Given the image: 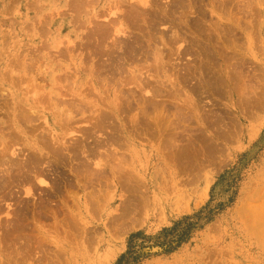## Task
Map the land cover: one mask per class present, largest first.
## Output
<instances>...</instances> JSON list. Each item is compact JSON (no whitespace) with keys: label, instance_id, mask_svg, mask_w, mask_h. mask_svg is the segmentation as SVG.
Wrapping results in <instances>:
<instances>
[{"label":"rangeland","instance_id":"374dc122","mask_svg":"<svg viewBox=\"0 0 264 264\" xmlns=\"http://www.w3.org/2000/svg\"><path fill=\"white\" fill-rule=\"evenodd\" d=\"M76 1L0 0V264H117L136 233L138 264H264V0Z\"/></svg>","mask_w":264,"mask_h":264},{"label":"bare ground","instance_id":"6f19581e","mask_svg":"<svg viewBox=\"0 0 264 264\" xmlns=\"http://www.w3.org/2000/svg\"><path fill=\"white\" fill-rule=\"evenodd\" d=\"M141 1H144V0H141ZM148 1H149V0H148ZM148 1L145 0L144 3H143V6H146V5L148 4ZM76 2L80 3L79 0H77ZM82 2H84V0H82ZM134 2H137V1L134 0ZM73 3H75V2H73ZM149 3H150V2H149ZM83 4L86 6L85 3H83ZM83 4H81V5H83ZM81 5H80V6H81ZM84 5H83V6H84ZM148 5H149V4H148ZM70 6H71V5H70ZM75 6H77V5L75 4ZM85 6H84V7H85ZM133 7H134V6H133ZM136 7H137V6H136ZM72 8H73V7H72ZM74 8H75V7H74ZM143 8H144V7H143ZM39 9H40V8H39ZM146 10H147V9H146ZM149 10H150V9H149ZM158 10H159V9H158ZM145 12H147V11H145ZM152 12H153V11H152ZM156 12H157V11H156ZM148 14H150V13H148ZM152 14H154V12H153ZM150 15H151V14H150ZM154 15H155V14H154ZM160 18H161V17H160ZM161 19H162V18H161ZM160 22H161V21H160ZM108 27H109V26H108ZM108 27H107V28H108ZM107 28H105V29H107ZM100 30H101V29H100ZM103 31H104V30H103ZM103 31H102V32H103ZM97 32H98V31H97ZM100 32H101V31H100ZM98 33H99V32H98ZM99 34H100V33H99ZM99 36H100V35H99ZM101 37H102V36H101ZM104 37H105V36H104ZM98 38H99V37H98ZM99 40H102V39L100 38ZM103 41H104V39H103ZM99 42L101 43L102 41H99ZM125 48H126V47H125ZM130 48H131V47H130ZM128 49H129V48H128ZM131 49H132V48H131ZM129 50H130V49H129ZM132 50H133V49H132ZM132 50H130V52H131ZM15 75H16V74H15ZM207 76H208V75H207ZM13 77H14V76H13ZM211 78H213V77L211 76ZM215 78H217V77H215ZM218 79H219V78H218ZM133 80L135 81V79H133ZM209 80H211V79H209ZM209 80H207V81H209ZM221 80H222V79H221ZM15 81H16V79H15ZM18 81H19V80H18ZM211 81H212V80H211ZM213 81H215V80H213ZM223 81H224V80H223ZM223 81H222V82H223ZM226 81H227V80H226ZM209 82H210V81H209ZM218 82H221V81H218ZM17 83H18V82H17ZM214 83H215V82H214ZM216 83H217V80H216ZM226 83H227V82L224 81L223 85L226 84ZM15 84H16V83H15ZM157 84H158V83H157ZM158 85H159V84H158ZM211 85H213V83H212ZM221 85H222V84H221ZM159 86H161V85H159ZM213 86H215V85H213ZM225 86H226V85H225ZM1 92H2V91H1ZM131 92H132V91H131ZM134 93H135V92H134ZM134 93L132 92V95H134V97H135V94H136V93H135V94H134ZM132 95L129 94L128 96H131V97H132ZM136 95H137V94H136ZM128 96H127V97H128ZM4 97H5V96H4ZM136 97H137V96H136ZM1 98H2V97H1ZM7 98H8V97H7ZM0 100H1V99H0ZM6 100H7V99H6ZM24 100H25V99H24ZM125 100H126V99H125ZM125 100H124V102H125V104H127V105H130V104H128V103H129V102H130V103L132 102V101H130V100L128 99L129 102L126 103ZM145 100H146V99H145ZM7 101H8V100H7ZM147 101H148V100H147ZM6 103H7V102H6ZM27 103H28V101H27ZM122 103H123V101L121 102V104H122ZM256 103H258V102H256ZM7 104H8V103H7ZM11 104H12V103H11ZM11 104H10V105H11ZM113 104H114V103H113ZM118 104H119V103H118ZM146 104H147V103H146ZM2 105H3V104H2ZM127 105H126V106H127ZM151 105H152V102H151ZM0 106H1V105H0ZM147 106H149V105H147ZM147 106H146V107H147ZM118 107H121V105L119 104ZM18 108H19V107H18ZM57 108H58V107H57ZM122 108H124V107H122ZM184 108H185V107H184ZM182 109H183V108H182ZM14 110H15V109H14ZM20 110H21V109H20ZM23 110H25V108H23ZM58 110H59V109H58ZM60 110H61V109H60ZM183 110H184V109H183ZM183 110H182V111H183ZM17 111H19V110L16 109L15 112H17ZM21 111H22V110H21ZM177 111H178V110H177ZM179 111H180V110H179ZM7 112H8V111H7ZM22 112H23V111H22ZM114 112H115V111H114ZM148 112H149V111H148ZM13 113H14V112H13ZM17 113H18V112H17ZM31 113H33V111H31ZM61 113H62V112H61ZM63 113H64V112H63ZM67 113H68V112H67ZM184 113H185V111H184ZM15 114H16V113H15ZM19 114H20V113H18V116H17V115H15V116L19 117ZM23 114H24V113H23ZM26 114H27V112L25 111V114L23 115V116H24V120H25V117L28 116V115H26ZM33 114H35V113H33ZM57 114H58V113H56V115H57ZM115 114H116V113H115ZM178 114H179V113H178ZM20 115H21V114H20ZM25 115H26V116H25ZM61 115H62V114H61ZM184 115H185V114H184ZM193 115H194V114H193ZM11 116H12V115H11ZM21 116H22V115H21ZM32 116H33V115H32ZM63 116H64V115H63ZM186 116H187V115H186ZM66 117H68V116H66ZM100 117H101V118H102V117H105V118H106V116H100ZM177 117H178V116H177ZM188 117H189V116H188ZM21 118H22V117H21ZM26 118L28 119L29 117H26ZM32 118H33V117H32ZM147 118H148V117H147ZM66 119H67V118H66ZM133 119H134V118H133ZM31 120H33V119H31ZM31 120H30V121H31ZM135 120H136V119H135ZM135 120H134V121H135ZM179 120H180V119H179ZM33 121H35V120H33ZM63 121H65V119H64ZM97 121H98V120H97ZM134 121H133V123H132V124H133V125H132L133 127H134ZM25 122H26V120H25ZM59 122H60V121H59ZM59 122H58V123H59ZM142 122H144V121H142ZM19 123H21V122H19ZM26 123H27V122H26ZM63 123H64V122H63ZM97 123H98V122H97ZM135 124H136V121H135ZM145 124L149 125L150 123H145ZM19 125H20V124H19ZM22 125H23V124H22ZM99 125H100V122H99ZM137 125H138V124H136L135 126L137 127ZM147 125H145V127H146ZM176 125H177V124H176ZM24 126H25V123H24ZM139 126H143V125H141V123H140ZM139 126H138L137 128H139ZM133 127H132V128H133ZM170 127H171V124H170ZM172 127H173V126H172ZM172 127H171V128H172ZM176 127H177V126H176ZM116 128H118V127H116ZM132 128H131V131H132ZM137 128H135L134 131H136ZM146 128H147V127H146ZM174 128H175V127H174ZM174 128H173V131L175 130ZM141 129H142V128H141ZM143 129H144V128H143ZM148 129H150V128L148 127ZM167 129H169L168 126L166 127L165 132L167 131ZM121 130H122V129H121ZM145 130H147V129H144L142 132H144ZM151 130H152V129H151ZM115 131H116V130H115ZM115 131H114V132H115ZM119 131H120V130H119ZM134 131H133V132H134ZM154 131H155V132H158V131H156V130H154ZM160 131H161V130H160ZM168 131L171 132L170 129H169ZM181 131H182V129H181ZM114 132H113V134L116 135L117 133H114ZM123 132H124V131H123ZM136 132H137V131H136ZM136 132H135V133H136ZM140 132H141V131H140ZM163 132H164V131H163ZM165 132H164V133H165ZM175 132H176V131H175ZM21 133H22V132H21ZM121 133H122V132H121ZM137 133H139V132H137ZM164 133H163L162 135H164ZM172 133L175 134L174 132H172ZM113 134H112L111 136H113L114 138H115L116 136H118V134H117L116 136H114ZM165 134H168V133L166 132ZM178 134H180V133H178ZM140 135H141V134H140ZM133 136H134V134H133ZM164 136H165V135H164ZM166 136H167V135H166ZM113 137H112V138H113ZM168 137H170V136H167V138H168ZM175 137H177V136H174V137H172V138H175ZM180 137H181V136H180ZM114 138H113V139H114ZM172 138H171V139H172ZM113 139H112V140H113ZM116 139H117V138H116ZM175 139H176V138H175ZM197 139H198V138H197ZM109 140H111V139H109ZM167 140H168L167 142L165 141V139L162 140V141H164V143L162 142L163 145L166 146L165 142H166V143L170 142V141H169L170 139H167ZM43 141H44V140H43ZM104 141H105V140H104ZM172 141H173V140H172ZM197 141H198V140H197ZM45 142H46V141H45ZM113 142H114V141H113ZM101 143H102V142H101ZM103 143H104V142H103ZM107 143H108V142H107ZM114 143H115V142H114ZM114 143H113V144H114ZM54 144H55V143H54ZM56 144H57V141H56ZM115 144H116V143H115ZM97 145L99 146V144H97ZM101 145H102V144H101ZM103 145H104V144H103ZM48 146H49V145L47 144L46 147H48ZM51 146H52V145H51ZM53 146L56 147L55 145H53ZM58 146H59V145H58ZM95 146H96V145H95ZM105 146H106V145H105ZM165 146H163V147H165ZM34 147H35V145H34ZM61 147H62L63 150H60V151H61V152L63 151V153L65 154L64 150H66V148L63 147V145H62ZM71 147H72V146H71ZM96 147H97V146H96ZM99 147H101V146H99ZM121 147H122V146H121ZM163 147H162V148H163ZM166 147H167V146H166ZM166 147H165V149H166ZM49 148H51V147H49ZM49 148L46 149V150L50 151ZM59 148H60V147H59ZM64 148H65V149H64ZM72 148H75L76 151H78V149H77L75 146L72 147ZM37 149H38V148H37ZM37 149H36V150H37ZM55 149H56V151H55L54 149H53V150H54L55 152H57V151H58L57 148H55ZM75 149H74V150H75ZM98 149H100V148H98ZM51 150H52V149H51ZM53 150H52V151H53ZM68 150H69V149H68ZM3 151H5V150H3ZM6 151H7V150H6ZM60 151H59V154H61ZM69 151L71 152V150H69ZM76 151H75V152H76ZM55 152H53V153H55ZM1 153H2V152H1ZM4 153H5V152H4ZM49 153H50V152H49ZM49 153H48V154H49ZM71 153H72V152H71ZM87 153H88V152H87ZM90 153H91V152H90ZM161 153H162V151H161ZM163 153H164V150H163ZM169 153H170V152H169ZM64 154H63V155H64ZM183 154H184V153H183ZM183 154H182L181 156H183ZM43 155H46V154H43ZM49 155H51V154H49ZM174 155H176V154H174ZM5 156H6V155L4 154V157H3V158H5ZM29 156H31V155H29ZM37 156H38V155H37ZM37 156H32V157L36 158ZM55 156H56V154H55ZM57 156H58V154H57ZM48 157H49V156H48ZM53 157H54V156H53ZM53 157H51V158L53 159ZM58 157H59V156H58ZM170 157H171V156H170ZM3 158H2V159H3ZM37 158H38V160H40V159H43V160H44V158H46V160H47V156H46V157L44 156V158H40V159H39V156H38ZM32 159H33V158H32ZM168 159H169V158H168ZM35 160H36V159H35ZM49 160H50V162H51V159H50V158H49ZM62 160H63V159H62ZM79 160H80V159H79ZM76 161H78V160H76ZM81 161H82V160H81ZM12 162H13V160H12ZM12 162H11V163H12ZM15 162H17V161H15ZM25 162H27V161H25ZM31 162L33 163V161L30 159V162H28V163H31ZM35 162H37V160H36ZM39 162H40V161H39ZM42 162H43V161H42ZM45 162H46V161H45ZM52 162H53V161H52ZM83 162H84V161H83ZM37 163H38V162H37ZM84 163H86L85 165L88 164L87 161L84 162ZM33 164H34V163H33ZM35 164H36V163H35ZM43 164H44V163H43ZM43 164H42V165H43ZM48 164H49V163H48ZM56 164H57V163H56ZM28 165H29V164H28ZM28 165H27V166H28ZM31 165H32V164H31ZM38 165H39V164H38ZM50 165H51V164H50ZM131 165H132V167L134 166L133 164H131ZM131 165H130V166H131ZM11 166H12V165H11ZM11 166H10V167H11ZM16 166H17V165H16ZM16 166H15V167H16ZM24 166H25V165H24ZM46 166H47V165H46ZM53 166H54V165H53ZM53 166H52V168H53ZM55 166H56V165H55ZM79 166H80V164H79ZM81 166H83V164H81ZM12 167H14V166H12ZM22 167H23V166H22ZM28 167H29V166H28ZM28 167H26V169L23 168L25 171H24V170L22 171V169H20L19 171H21V173H24V172H26V170H27ZM33 167H34V166H33ZM57 167H58V166H57ZM83 167H84V166H83ZM86 167H87V166H86ZM88 167L90 168V164L88 165ZM88 167H87V168H88ZM20 168H21V164H20ZM41 168H42V167H41ZM55 168H56V167H55ZM89 168H88V171L90 170V172H91L92 170L89 169ZM113 168H115V166H114ZM10 169H11V168H10ZM10 169H8V170H10ZM12 169L16 170L17 168H16V169H15V168H12ZM32 169H33V168H32ZM127 169H128V168H127ZM53 170H55V169H53ZM75 170H76V169H74V171H75ZM77 170H78V169H77ZM123 170H124V169H123ZM19 171H18V172H19ZM78 171H79V173H82V172H80V170H78ZM88 171H87V172H88ZM95 171H96V170H95ZM100 171H101V170H100ZM100 171H99V174L102 173V171H101V172H100ZM129 171H130V170H129ZM18 172H17V173H18ZM30 172H31V169H30ZM30 172H29V174H30V176H31V173H30ZM42 172H43V170H42ZM76 172H77V171H76ZM105 172H106V171H105ZM105 172H104V173H105ZM123 172H124V171H123ZM123 172H122V173H123ZM12 173H13V172H12ZM14 173H15V172H14ZM14 173H13V175H14ZM27 173H28V172H27ZM55 173H56V172H55ZM58 173H59V172H58ZM74 173H75V172H74ZM134 173H135V172H134ZM25 174H26V173H25ZM76 174H77V173H76ZM83 174H84V173H82V175H83ZM97 174H98V173H97ZM97 174H95V175H97ZM118 174H119V173H118ZM126 174H127V173H126ZM131 174H132V173H131ZM139 174H140V173H139ZM15 175H16V174H15ZM27 175H28V174H27ZM27 175H26V177H25L26 179H27V177H28ZM95 175H94L93 177H95ZM123 175H125V173H124ZM127 175H128V174H127ZM127 175H126V176H127ZM133 175H134V174H133ZM133 175H132V176H133ZM11 176H12V175H11ZM23 176H24V175H23ZM44 176H45V175H44ZM53 176H54V175H53ZM56 176H57V175H56ZM62 176H63V175H62ZM79 176H81V175H79ZM99 176H100V175H99ZM138 176H140V175H138ZM13 177H14V176H13ZM45 177H48V176H45ZM54 177H55V176H54ZM100 177H101V176H100ZM119 177H120V176L118 175V178H119ZM127 177H128V180L131 178L130 175L127 176ZM127 177H125V178H127ZM135 177H137V175H135L133 179H136ZM15 178H16V177H15ZM15 178H14V179H15ZM19 178H20V177H19ZM30 178L32 179V177H30ZM30 178H28L26 181H27V182L31 181V180H29ZM38 178H39V177H38ZM50 178H51V177H50ZM52 178H53V177H52ZM84 178H85V180L87 179V178L85 177V175H84ZM98 178H99V177H98ZM120 178H121V177H120ZM21 179H22V178H21ZM47 179H48V178H47ZM81 179H82V178L80 177V180H81ZM90 179H91V178H90ZM100 179H101V178H100ZM121 179H122V178H121ZM131 179H132V178H131ZM131 179H130V180H131ZM139 179H142V177H139ZM24 180H25V179H24ZM28 180H29V181H28ZM48 180H49V179H48ZM80 180H79V181H80ZM101 180H102V179H101ZM101 180H100V181H101ZM142 180H143V179H142ZM22 181H23V180H22ZM26 181H25V182H26ZM32 181H33V180H32ZM55 181H56V180H55ZM60 181H61V180H60ZM82 181H84V180H82ZM88 181H89V180H88ZM102 181H103V180H102ZM118 181H119V180H118ZM121 181H123V179H122ZM131 181H134V180H131ZM131 181H130V182H131ZM136 181H137V179H136ZM23 182H24V181H23ZM68 182H69V181H68ZM85 182L87 183V181H85ZM96 182H97L96 180H95V182L93 181V183H95V184H96ZM123 182H124V181H123ZM123 182H121V183H123ZM127 182H128V181H127ZM47 183H48V182H47ZM57 183H58V182H57ZM57 183H55V184L57 185ZM88 183H89V182H88ZM91 183H92V182H91ZM97 183H99V182H97ZM100 183H101V182H100ZM118 183H120V182H118ZM26 184H27V183H26ZM111 184H112V183H111ZM111 184H110V185H111ZM130 184H132V183H130ZM34 185H35V184H34ZM52 185H53V184H52ZM85 185H86V184H85ZM96 185H97V184H96ZM102 185H104V184H101V186H102ZM112 185H113V184H112ZM122 185H123V184H120V186H122ZM126 185H127V184H126ZM132 185H134V184H132ZM136 185H137V184H136ZM53 186H54V185H53ZM68 186H69V185H68ZM71 186H72V184H71ZM82 186H84V185L82 184ZM105 186H106V185H105ZM107 186H108V185H107ZM129 186H130V185H129ZM129 186H128V188H129ZM54 187H55V186H54ZM57 187H58V185H57ZM88 187H91L92 189H94L92 186H87V188H88ZM123 187H124V186H122V188H123ZM126 187H127V186H126ZM137 187H138V186H137ZM49 188H50V187H49ZM55 188H56V187H55ZM124 188H125V187H124ZM128 188H126V189H127V190H126V193H127V191H128ZM143 188H144V187H143ZM56 189H57V188H56ZM92 189H91V191H92ZM101 189H103V188L101 187ZM133 189H134V188H133ZM135 189H137V188H135ZM57 190H58V189H57ZM59 190H60V189H59ZM61 190H62V189H61ZM61 190H60V192H61ZM97 191H98V189H97ZM101 191H102V190H101ZM136 191H137V190H136ZM138 191H139L138 193H140L141 195L144 194V193L141 192L140 190H138ZM30 192H31V190H30ZM30 192H29V193H30ZM92 192H93V191H92ZM128 192L130 193L131 191L129 190ZM146 192H147V191H146ZM205 192H206V191H205ZM31 193H32V192H31ZM95 193H96V192H95ZM97 193H98V192H97ZM126 193H125V194H126ZM129 193H127V194H129ZM132 193H133V191H132ZM142 193H143V194H142ZM12 194H13V193H12ZM34 194H35V193H34ZM86 194L89 196L88 193H86ZM98 194H99V193H98ZM26 195H27V194H26ZM28 195H29V194H28ZM28 195H27V196H28ZM129 195H130V194H129ZM134 195H135V194H134ZM29 196H30V195H29ZM32 196H33V195H32ZM88 196H87V197H88ZM90 196H91V195H90ZM95 196H96V195H95ZM98 196H99V195H98ZM100 196H101V195H100ZM132 196H133V195H132ZM143 196H146V195H143ZM93 197H94V194H93ZM134 197H135V196H134ZM55 198H56V197H55ZM84 198H85V197H84ZM88 198H89V197H88ZM106 198H107V196H106ZM124 198H125V197H124ZM129 198H132V197H129ZM146 198H147V196H146ZM50 199H51V198H50ZM95 199H96V198H95ZM97 199H98V198H97ZM127 199H128V198H127ZM51 200H52V199H51ZM87 200H88V199H87ZM99 200H100V199H99ZM146 200H147V199H146ZM53 201H54V200H53ZM88 201H89V200H88ZM125 201H126V199H125ZM125 201H124L123 203H125ZM128 201H129V200H128ZM147 201H148V200H147ZM50 202H51V201H50ZM79 202H80V201H79ZM100 202H102V201L100 200ZM149 202H150V201H149ZM51 203H52V202H51ZM82 203H83V202H82ZM128 203H131V202L129 201ZM128 203H127V204H128ZM133 203H134V202H133ZM133 203H132V204H133ZM143 203H144V201H143ZM28 204H29V203H28ZM40 204L43 205L42 203H40ZM104 204H105V203H104ZM139 204H140V203H139ZM88 205H89V204H88ZM122 205H123V204H122ZM128 205H129V204H128ZM130 205H131V204H130ZM134 205L136 206V204H134ZM134 205H133V206H134ZM142 205H143V204H142ZM149 205H151V202H150ZM29 206H31V205H29ZM44 206H45V205H44ZM47 206H48V205H47ZM47 206H45V207H47ZM86 206H87V205H86ZM86 206H84V207L87 208ZM98 206H99V205H98ZM135 206H134V207H135ZM45 207H42V206H41V208H45ZM81 207H82V206H81ZM88 207H89V206H88ZM32 208H33V207H32ZM47 208H48V207H47ZM91 208H92V207H91ZM122 208H123V207H122ZM126 208H128V207L126 206ZM132 208H133V207H132ZM138 208H139V207H138ZM38 209H39V208H38ZM45 209H46V208H45ZM45 209H44V210H45ZM78 209H79V208H78ZM89 209H90V208H89ZM92 209H93V208H92ZM142 209H143V208H142ZM28 210H29V209H27V211H28ZM33 210H34V209H33ZM39 210H40V209H39ZM44 210H43V211H44ZM46 210H47V209H46ZM46 210H45V212H46ZM80 210H81V209H80ZM83 210H84V209H83ZM90 210H91V209H90ZM93 210H94V209H93ZM93 210H92V211H93ZM138 210L140 211V209H138ZM22 211H24V210L22 209ZM36 211H37V209H36ZM36 211H35V212H36ZM41 211H42V209H41ZM41 211H40V212H41ZM20 212H21V211H20ZM25 212H26V211H25ZM78 212H79V213H82V212H80V211H78ZM118 212H119V211H118ZM130 212L132 213V211H130ZM130 212H129V213H130ZM136 212L138 213V211H136ZM22 213H23V214H22ZM22 213H21V214H22V215H21L22 217H21V216H18V218L21 217V219H22V218H23V215L26 216L24 212H22ZM37 213H38V212H37ZM42 213H43V212H42ZM79 213H78V214H79ZM88 213H89V212H87V214H88ZM30 214H31V213H30ZM32 214H33V212H32ZM32 214H31V216H32ZM75 214H76V213H75ZM75 214H74V215H75ZM122 214H123V212H122ZM122 214H121V215H122ZM125 214H126V213H125ZM16 215H17V214H16ZM44 215H47V214H44ZM80 215L82 216V214H80ZM12 216L14 217V215H12ZM31 216H30V217H31ZM47 216H48V215H47ZM71 216H73V215H71ZM130 216H131V215H130ZM137 216H138V215H137ZM26 217H27V216H26ZM40 217L43 218V215L40 216ZM45 217H46V216H45ZM49 217H50V216H49ZM83 217H84V216H83ZM85 217H86V216H85ZM27 218H28V217H27ZM35 218H36V217H35ZM35 218H34V219H35ZM72 218H74V217H72ZM124 218H125V217H124ZM124 218H123V219H124ZM39 219H40V218H39ZM19 220H20V219H18V221H19ZM26 220H27V219H26ZM66 220H67V219H66ZM69 220H70V219H69ZM74 220H75V219H74ZM76 220H77V218H76ZM114 220H115V219H114ZM24 221H25V220H24ZM61 221H64V220H61ZM67 221H68V220H67ZM72 221H73V220H72ZM81 221H82V220H81ZM115 221H116V220H115ZM12 222H13V221H12ZM19 222H20V221H19ZM26 222H27V221H26ZM64 222H65V221H64ZM69 222H70L71 224H73V222H71V221H69ZM76 222H78V221H76ZM117 222H118V221H116V223H117ZM15 223H16V222H15ZM20 223H21V222H20ZM20 223H19V224H20ZM70 223H69V225H70ZM78 223H79V222H78ZM78 223H77V224H78ZM82 223H83V222H82ZM10 224H11V223H10ZM19 224H17V226H18ZM37 224H38V223H37ZM56 224H57V223H56ZM64 224H65V225H68L67 223H64ZM86 224L88 225V222H87ZM86 224H83V225H85V227H86ZM119 224H120V223H119ZM25 225H26V224H25ZM28 225H29V224L27 223V227H28ZM54 225H55V224H54ZM89 225H90V223H89ZM12 226L14 227V225H12ZM33 226H35V224L32 225V227H33ZM36 226H37V225H36ZM80 226H81V225H80ZM111 226H112V225H111ZM32 227H31V228H32ZM62 227H63V226H62ZM62 227H61V228H62ZM65 227H66V229H69L68 226H64V228H65ZM75 227H76V226H75ZM83 227H84V226H83ZM85 227H84V228H85ZM17 228H18V227H16V229H17ZM20 228H21V227H20ZM20 228H18V229L20 230ZM22 228H24V226H23ZM25 228H26V227H25ZM35 228H37V227H35ZM35 228L33 227V229H35ZM42 228H43V227H42ZM77 228H80V227H76V229H77ZM88 228H89V227H88ZM112 228H114V226H113ZM125 228H126V227H125ZM29 229H30V228H29ZM82 229H83V228H82ZM14 230H15V229H14ZM24 230H25V229H24ZM37 230H38V228H37ZM37 230H36V231H37ZM42 230H43V229H42ZM62 230H63V229H62ZM74 230H75V228H74ZM77 230H78V229H77ZM77 230H76V232H78ZM85 230H86V231H85ZM22 231H23V230H22ZM34 231H35V230H34ZM69 231H70V230H69ZM124 231H125V230H124ZM39 232H40V231H39ZM70 232H71V231H70ZM79 232H80V231H79ZM84 232H85L86 234H88V230H87V229H84ZM10 233H12V232H10ZM42 233H44V232H42ZM61 233H62V232H61ZM66 233H69V232L66 231ZM44 234H45V233H44ZM70 234H72V233H70ZM86 234H85V235H86ZM45 235H46V234H45ZM45 235H44V236H45ZM73 235H74V234H73ZM77 236H78V235H77ZM7 237H8V236H7ZM11 237H12V236H11ZM19 237H21V236H19ZM78 237H79V236H78ZM80 237H81V236H80ZM82 237H83V236H82ZM15 238H17L16 240H18V237H17V236H15ZM37 238H39V237H37ZM41 238H43V237L41 236ZM45 238H46V237H45ZM51 238H52V237H51ZM28 239H29V238H28ZM31 239H32V238H31ZM33 239H34V238H33ZM33 239H32V240H33ZM46 239H47V238H46ZM46 239H43V240H46ZM81 239H82V238H81ZM85 239H87V237H86ZM91 239H92V238H91ZM14 240H15V239H14ZM14 240H12V241L14 242ZM16 240H15V241H16ZM20 240H22V239H20ZM20 240H19V241H20ZM23 240H25V242H26L27 239L24 238ZM32 240H31V241H32ZM41 240H42V239H41ZM27 241H28V240H27ZM33 241H35V240H33ZM38 241H39V239H38ZM40 242H41V241H40ZM45 242H48V241H45ZM61 242H62V241H61ZM92 242H93V241H92ZM32 243H33V242H32ZM48 243H49V242H48ZM58 243H59V242H58ZM87 243H89V242L87 241ZM13 244H14V243H13ZM17 244H18V243H17ZM26 244H27L28 246H30V245H29L30 242H29V244L26 242ZM26 244H25V245H26ZM33 244H34V243H33ZM50 244H52V243H50ZM35 245H36V242H35ZM38 245H39V244H38ZM38 245H36V247H37ZM42 245H43V244H42ZM77 245H78V244H77ZM89 245H90V244H89ZM89 245L87 244V246H89ZM91 245H92V244H91ZM22 246H23V245H22ZM39 246H40V245H39ZM25 247H26V246H25ZM32 247L35 248L34 245H32ZM40 247H41V246H40ZM70 247H71V246H70ZM30 248H31V247H30ZM44 248H45V247H44ZM47 248H48V247H47ZM47 248H46V249H47ZM75 248H76V247H75ZM28 249H29V247L26 248V250H28ZM46 249H44V250H46ZM49 249H50V248H48L47 250H49ZM36 250H37V248H36ZM36 250H35V251H36ZM50 250H52V249H50ZM59 250H60V249H59ZM62 250H63V249H62ZM21 251H22V250H21ZM31 251H32V250H31ZM40 251H41V250H40ZM52 251H53V250H52ZM55 251H56V250H55ZM65 251H66V250H65ZM25 252H26V251H25ZM28 252H29V251H28ZM68 252H69V251H68ZM68 252H66V253H68ZM29 253H30V252H29ZM29 253H28V255L31 256V254H29ZM34 253H37V252H34ZM38 253L41 254L42 251H41V252H38ZM58 253H59V252H58ZM108 253H109V252H108ZM52 254H53V253H52ZM62 254H63V253H62ZM88 254H89V253H88ZM48 255H49V254H48ZM58 255H59V254H58ZM90 255H91V254H90ZM22 256H23V255H22ZM24 256H26V255L24 254ZM30 256H29V257H30ZM50 256H51V255H50ZM54 256H55V255H54ZM108 256H109V255H108ZM108 256H107V257H108ZM26 257H28V256H26ZM37 257H40V258H41V257H42V254H41V256H37ZM65 257H66V256H65ZM65 257H64V258H65ZM22 258H23V257H22ZM74 258H75V257H74ZM108 258H109V257H108ZM14 259H15V258H14ZM76 259H77V257H76L74 260L76 261ZM104 259H105V258H104ZM46 260H47V259H46ZM50 260H51V259H50ZM63 260H64V259H63ZM78 260H79V259H78ZM102 260H103V259H102ZM108 260H109V259H108ZM66 261H67V260H66ZM81 261H82V260H81ZM106 261H107V260L105 259V261L102 262V264L105 263ZM25 262H26V261H25ZM51 262H52V261H51ZM62 262H65V261H62ZM84 262H86L85 259H84L83 263H84ZM108 262H109V261H108ZM33 263H34V262H33ZM57 263H58V262H57ZM65 263H66V262H65ZM68 263H69V261H68ZM40 264H41V263H40ZM52 264H54V263H52ZM63 264H64V263H63ZM99 264H100V262H99ZM105 264H106V263H105Z\"/></svg>","mask_w":264,"mask_h":264},{"label":"trees","instance_id":"16d2710c","mask_svg":"<svg viewBox=\"0 0 264 264\" xmlns=\"http://www.w3.org/2000/svg\"><path fill=\"white\" fill-rule=\"evenodd\" d=\"M205 211L208 213L203 215ZM212 214L213 211L206 207L195 216V221L192 217H185L173 228L164 230L158 236L155 246L160 248L162 253H173L190 239L193 231L199 227L201 220L211 221ZM147 241L149 238L142 233L133 234L129 240L128 251L120 257L117 264H138L145 256L141 249L146 248Z\"/></svg>","mask_w":264,"mask_h":264}]
</instances>
